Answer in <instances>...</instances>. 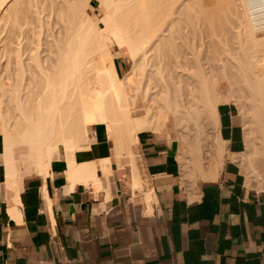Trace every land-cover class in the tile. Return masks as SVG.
I'll list each match as a JSON object with an SVG mask.
<instances>
[{
  "label": "bare ground",
  "instance_id": "6f19581e",
  "mask_svg": "<svg viewBox=\"0 0 264 264\" xmlns=\"http://www.w3.org/2000/svg\"><path fill=\"white\" fill-rule=\"evenodd\" d=\"M91 1L0 0V37L3 28L17 29L0 38L9 179L20 147L36 172L47 175L63 158L70 180L99 187L96 162L77 164L75 152L88 149L101 127L113 144V155L100 160L108 180L112 160L135 157L139 133L162 132L170 116L184 183L217 179L226 153L219 106L232 101L246 117L242 163L252 179L264 177L256 163L264 155V0H97L102 15L90 12ZM115 31L132 59L124 76ZM208 123L218 128L210 155Z\"/></svg>",
  "mask_w": 264,
  "mask_h": 264
},
{
  "label": "crops",
  "instance_id": "0c3cea01",
  "mask_svg": "<svg viewBox=\"0 0 264 264\" xmlns=\"http://www.w3.org/2000/svg\"><path fill=\"white\" fill-rule=\"evenodd\" d=\"M115 60L121 74L127 63ZM219 115L224 165L195 186L183 182L181 142L166 131H141L135 157L113 159L107 180L100 160L113 144L100 127L75 152L77 164L96 162L99 187L70 180L63 158L47 175L17 158L9 179L0 133V264H264V180L242 163L237 105L220 104Z\"/></svg>",
  "mask_w": 264,
  "mask_h": 264
},
{
  "label": "rangeland",
  "instance_id": "374dc122",
  "mask_svg": "<svg viewBox=\"0 0 264 264\" xmlns=\"http://www.w3.org/2000/svg\"><path fill=\"white\" fill-rule=\"evenodd\" d=\"M89 10H90V12L91 13H94V14H96V15H102L103 14V11H105L104 10V8L102 7V5L101 4H99V2L97 1V0H93V1H91V4H90V6H89ZM54 27H53V31H55L56 30V33L57 32H60V30H62V28H60L61 26L60 25H58L59 26V28H58V26H56L55 24L53 25ZM189 31L190 30H183V32L182 33H184V34H186V35H191L190 33H189ZM7 32H17V29H13L12 30V28H3L2 29V36L1 37H5V35L7 34ZM116 32V37H115V40H116V45H114L113 47H112V50L113 51H116V52H118L119 51V53H120V57H118V58H122V59H124L125 61H126V63H127V67L125 68L126 70H124L121 74H120V72H119V74L121 75V76H124L128 71H129V67H131L130 66V63H129V59H128V56L130 57V55H129V53H128V49L125 47V45H124V42H123V37L119 34V32L120 31H115ZM190 32H193V31H190ZM202 32H204V31H202ZM4 35V36H3ZM179 35V34H178ZM205 35H206V33H205ZM0 37V38H1ZM188 37H190V36H188ZM206 39H207V37H206ZM205 39V40H206ZM209 39H207L206 40V42H209L208 41ZM200 41H198V43H199ZM3 44V43H2ZM0 45V50H1V52H3V49L1 48V46H3V45ZM201 44V43H200ZM199 44V45H200ZM206 48V49H205ZM206 51V52H205ZM206 53H207V46L205 47V45H204V47H203V55L205 56H203V58H204V62H206L207 60H206ZM131 65H132V61H131ZM118 69V68H117ZM119 71V70H118ZM233 103H234V101H232ZM236 104V103H235ZM237 105V104H236ZM142 106V105H141ZM237 107H238V109H239V106L237 105ZM240 111V110H239ZM242 113H241V111H240V115H241ZM241 119L243 120V123L246 121V117H245V115L243 116V115H241ZM166 126L164 125L163 126V128H162V131H166V132H168V134H169V136L170 137H173V138H177L178 140H179V138H178V131H177V127H176V125H175V122H174V120H173V118H172V116H170L169 118H168V121L166 122ZM209 127V128H208ZM214 127V128H213ZM189 129H191V128H189ZM206 131H207V133L208 134H210L209 135V141H208V143L206 142V145H205V149H206V154L207 155H210V153H211V149L213 148V141H214V137H216V134H217V131H218V128L216 129V126H214V125H212V124H209L208 123V125H206ZM166 132H164L165 134H166ZM189 132H193V130H191V131H189ZM215 135V136H214ZM165 136V135H164ZM212 138V139H211ZM179 143H180V140H179ZM210 143V144H209ZM180 147H181V143H180ZM211 149H210V148ZM208 148H209V150H208ZM20 147H18L17 149H16V152H15V154H16V157L17 158H19V159H22V160H25V161H27V159H26V156L24 155V154H26V150L24 149V148H21L20 150ZM208 150V151H207ZM135 152H136V155H137V151H136V147H135ZM23 154V155H22ZM22 155V156H21ZM21 157V158H20ZM23 157H24V159H23ZM256 163L260 166V168H263L264 169V155H262L261 154V156L260 155H258L257 157H256ZM261 179L262 180H264V177H261ZM182 180H183V178H182ZM199 181V180H198ZM198 181L193 185V186H195L197 183H198ZM184 182V181H183Z\"/></svg>",
  "mask_w": 264,
  "mask_h": 264
}]
</instances>
